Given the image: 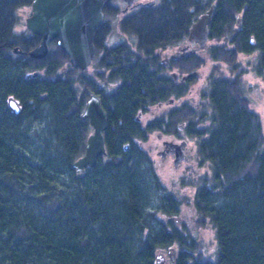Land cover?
Masks as SVG:
<instances>
[{
  "label": "trees",
  "instance_id": "1",
  "mask_svg": "<svg viewBox=\"0 0 264 264\" xmlns=\"http://www.w3.org/2000/svg\"><path fill=\"white\" fill-rule=\"evenodd\" d=\"M31 1L0 0V264H156L158 249L174 245L177 264H264V129L238 68L239 53L249 55L264 78V0H173L139 16L136 26L122 25L136 35L133 45L106 47L94 61L110 68V80L122 77L125 88L108 124L119 135L107 138L106 154L84 172L73 162L89 131L81 112L90 86L69 73L57 43L43 58L29 55L39 36L16 25L17 7ZM213 2L209 38L224 43L211 44L209 57L217 70L226 63L230 74L213 69L209 76V124L195 132L206 171L193 194L183 196L195 206L198 225L214 232L209 259L200 238L165 222L181 202L148 153L139 145L123 150L119 141L144 138L146 128L133 119L143 103L134 100L152 91V54L174 34L186 36ZM96 40L98 47L99 33ZM195 62L186 59L185 70ZM10 96L22 105L19 114L8 107Z\"/></svg>",
  "mask_w": 264,
  "mask_h": 264
},
{
  "label": "flooded vegetation",
  "instance_id": "2",
  "mask_svg": "<svg viewBox=\"0 0 264 264\" xmlns=\"http://www.w3.org/2000/svg\"><path fill=\"white\" fill-rule=\"evenodd\" d=\"M172 1L173 0H109L102 9L103 18L94 33L93 41L95 44V51L87 67L80 68L78 66H75L70 61L69 55H67L69 73H79V79H82L83 85L90 86L89 96L86 98L83 110L86 107L87 99L92 94H95L98 96L100 104L106 113L107 124L103 130L105 150L108 149L107 138H112L114 134L119 135V132L116 131L115 133H109L108 124L110 122L111 111H113L115 107V100L119 97L121 91L125 87L122 84V77H119V74L116 78L110 80V68L107 71L105 66L102 65L98 67L95 65L94 61L96 57L99 58L100 56H105L106 52H109L104 50V48L106 49V47H110L112 49L116 48L117 45L121 47H130L131 45H133V43L136 41V35L134 34V32L124 30L125 26L122 25L128 24L131 26H136V20L139 16L150 12V9L152 8L162 6L164 7L166 3H170ZM201 2L202 1L198 2L200 6ZM28 6H30L31 13V3ZM30 13L28 15H30ZM201 13H199L196 18ZM26 29L28 28L24 27L22 29H19L18 31H25ZM114 30L115 35L118 37L115 40L113 39ZM98 33V41L100 45L97 47L96 39ZM38 36L40 41L41 36ZM172 37L173 38L170 39L169 44L159 47L157 50H155L154 54H152V56H154L155 58H153L149 63L151 65L149 67V70L151 73L156 75V79L153 82V86H151L152 91H150V95L145 97L144 99L138 96V98L134 100V104L137 101L143 103L142 107L138 108V111L136 112L137 115L133 117L134 120L141 122L142 118L146 114H151L150 116H148L149 119L146 121V123H144L142 127L146 128L143 131L144 138L142 139L139 136H131L132 140L129 141L126 137L124 141L120 140L119 144L123 150H128L130 147H133L135 145L142 146L148 140V138H150V135L153 134V132H156L157 142L155 143V145H158V141L161 142L160 147H154L159 161L161 163L169 162L170 165L173 164L172 166H174L175 169L185 171V174L192 173V175H194L195 169H200L199 165H201V159H199L197 146L198 136L196 133H198L201 128L209 124V118L211 115V108L208 104L207 91L209 85L208 80L213 70V66L210 67V70L208 72L203 73L202 68L205 67L208 63L207 61L203 63L202 60L204 57H208L210 60H212L209 57L208 52L209 46L211 45H209L208 41L212 40V38H209L208 32L206 44L202 47L195 40H190L188 38V34L183 37H177V35L174 34ZM52 43H57V38L52 39L49 42V46ZM223 43L224 42H222L221 44ZM118 51L121 52L122 50ZM186 59H194L196 62L193 65L196 67L191 68L190 70H185L183 63ZM114 69L116 71L120 70L119 67L116 66ZM194 71H196V73H194L193 76L188 77L187 79H183V76L185 74ZM199 78H202V82L200 84L197 83ZM154 94H156L155 101H153V99H155ZM19 105L22 110V105L20 103ZM154 108H157L158 111H155ZM10 110L13 112L11 108ZM202 116H208V118H206L202 122ZM85 119H87V122L89 124V131L86 133L84 152L86 150L87 139L89 135L94 131V127L90 123L89 118ZM121 121V119L118 120V122ZM154 121H158V123L161 121L160 124L162 127L153 130L148 129L147 125L150 123L149 126H154ZM106 152L98 155L95 163L93 165H86L81 172H84L86 169L94 166L98 158L106 154ZM148 155L149 160L153 163L154 171H156L161 178V175L159 173V166L155 163L152 155ZM202 175L203 174L201 172L198 174L196 182H194L192 185L193 191V188H195L197 181ZM186 179V175L182 174L181 178L179 180L177 179L174 183L175 185H173L170 188L171 190H169L173 193L176 190L174 189L175 187H189L188 185L190 184H185ZM162 184L166 187V184H164L163 181ZM176 198L181 202H179V212L165 216V222L169 223L170 221H172L175 227L180 232H184L185 234L189 233L193 238L203 236L200 225H196L194 226V228H192L190 220H186L185 217L182 221L179 219V214L183 209V215L187 217L195 215V221H197L199 215L195 206L192 205L191 209L186 212V208L182 207V198L178 196H176ZM207 225L208 223H206L205 226ZM209 228L212 230L211 227ZM158 251H161V254L163 255L161 264H177L178 248L175 245L167 246L166 248H159Z\"/></svg>",
  "mask_w": 264,
  "mask_h": 264
},
{
  "label": "water",
  "instance_id": "3",
  "mask_svg": "<svg viewBox=\"0 0 264 264\" xmlns=\"http://www.w3.org/2000/svg\"><path fill=\"white\" fill-rule=\"evenodd\" d=\"M109 0H32L31 13L26 18V26L34 34L41 36L40 41L29 50V55L43 58L49 49V42L57 38L70 61L80 68H85L90 63L94 51V33L102 21L103 7ZM215 4L194 20L189 27L188 38L195 40L202 47L205 46L209 24L211 22ZM240 24V17L237 19ZM253 41V39H252ZM14 52H21L17 46ZM196 73L190 72L183 76L187 79ZM8 105L15 114L21 111L16 98L10 96ZM83 118H89L94 131L89 135L86 150L74 162L77 171H83L86 165H93L98 155L105 153L103 130L106 127V113L102 108L97 95L92 94L81 113ZM163 255H156V264H161Z\"/></svg>",
  "mask_w": 264,
  "mask_h": 264
},
{
  "label": "rangeland",
  "instance_id": "4",
  "mask_svg": "<svg viewBox=\"0 0 264 264\" xmlns=\"http://www.w3.org/2000/svg\"><path fill=\"white\" fill-rule=\"evenodd\" d=\"M17 12H18L19 20H18V23L16 25V29L19 30V29L26 27L25 18L30 13V6L21 5L20 7H17ZM113 33H114L113 39L115 40L118 37L115 35V30L113 31ZM208 42H209V45L213 44V43H222V42H224V39H221V40H216V39L213 40L212 39V40H209ZM251 58L252 57H250L249 55L239 53V60L241 62V65L238 68L242 72L243 85L245 86L246 92L248 93V95L251 99V103H250L251 107H252V109H254L259 114V116L261 118L263 129H264V78L262 76H260L254 70V68L252 66V60L253 59H251ZM208 59H207L208 64L202 68L203 73L208 72L210 70V67L213 66V69L216 72H220V73H224V74H230V69H228L226 63L220 62L221 66L217 70L215 65H217L218 63L213 62L212 60H210V59L208 60ZM201 82H202V78H199L197 83L200 84ZM154 110L158 111L157 108H154ZM150 115H151L150 113L146 114L142 118L141 123L143 125L149 119L148 116H150ZM143 125L141 126V128L143 127ZM156 142H157L156 132H153V134L150 135V138H148V140L140 147L143 148V150H145L148 154H151L152 158H154L155 163L159 166V170H160L159 173L161 175L160 180H161V182L163 181V183L166 184L167 189H170L173 185H175L174 183L176 182L177 179L179 180L181 178L182 174L186 175L187 179L185 180V184H187V185L190 184V185H188L189 187H186V186H183L181 188L175 187L174 189H176V190L173 193L176 196L182 198V200H183V206L182 207L186 208V212H188L191 209L192 204L185 202L183 199V196H185V195L189 196V195L193 194L192 185L194 182H196V178H197L198 174L200 172L203 174L206 171L207 164L199 165L200 169L199 168L195 169L194 175H192V173H188L190 175L185 174V171L175 169L174 166H172L173 165L172 162H171L172 165H170L169 162L161 163L159 161V158L156 155V150L154 149V147L155 148L160 147L161 142L158 141V145H155ZM184 217L186 220H190L192 228H194V226L198 225L197 221H195L196 220L195 215H191V217H187V216L183 215V209H182L181 213L179 214V219L182 221ZM200 226H201V231H202L203 236H201V237L199 236L198 239L200 238V240L204 244L205 248H204L203 252L205 254V257H207L209 259H213L214 258L213 251H214V247H215L214 232L209 227H207L205 225H200Z\"/></svg>",
  "mask_w": 264,
  "mask_h": 264
},
{
  "label": "bare ground",
  "instance_id": "5",
  "mask_svg": "<svg viewBox=\"0 0 264 264\" xmlns=\"http://www.w3.org/2000/svg\"><path fill=\"white\" fill-rule=\"evenodd\" d=\"M215 4V3H214Z\"/></svg>",
  "mask_w": 264,
  "mask_h": 264
}]
</instances>
